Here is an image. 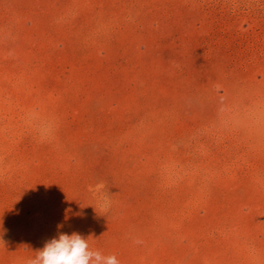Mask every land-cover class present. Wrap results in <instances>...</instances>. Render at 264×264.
I'll return each instance as SVG.
<instances>
[{
  "label": "rangeland",
  "instance_id": "1",
  "mask_svg": "<svg viewBox=\"0 0 264 264\" xmlns=\"http://www.w3.org/2000/svg\"><path fill=\"white\" fill-rule=\"evenodd\" d=\"M74 232L264 264V0H0V264Z\"/></svg>",
  "mask_w": 264,
  "mask_h": 264
},
{
  "label": "clouds",
  "instance_id": "2",
  "mask_svg": "<svg viewBox=\"0 0 264 264\" xmlns=\"http://www.w3.org/2000/svg\"><path fill=\"white\" fill-rule=\"evenodd\" d=\"M26 264H119L117 257L92 250L88 238L79 233H60L45 242Z\"/></svg>",
  "mask_w": 264,
  "mask_h": 264
}]
</instances>
